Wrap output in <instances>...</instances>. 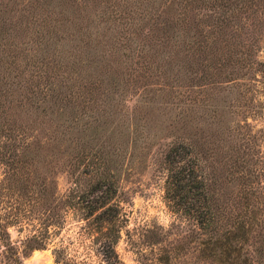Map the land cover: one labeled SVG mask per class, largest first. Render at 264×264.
Segmentation results:
<instances>
[{"label": "rangeland", "instance_id": "1", "mask_svg": "<svg viewBox=\"0 0 264 264\" xmlns=\"http://www.w3.org/2000/svg\"><path fill=\"white\" fill-rule=\"evenodd\" d=\"M31 1H45L47 10L57 2L28 0V4ZM26 2L0 0V14L20 13V21H30L31 27V18L23 9ZM62 3L78 25L85 27L99 59L95 68H88L93 73L90 80L84 81L75 74L60 73L69 67V59L62 45L51 44L59 50L55 58L63 69L56 68L62 75L49 79L67 76L65 84H73L80 95L75 101L78 108L84 101L93 113L104 110L110 126H116L120 134L114 137L115 147L109 153L114 167L111 162L109 169H114L118 187L122 222L115 250L122 262L164 264L163 256L168 255L169 264H217L201 256L206 234L164 198V154L171 145L181 143L189 147L202 169L208 202L217 217V233L243 225L249 237L244 250L251 264H264V255L255 252L261 244L264 247V0L237 2L241 8L228 12L225 24L219 21L223 19L221 9L210 1L177 9L171 0ZM163 18L169 21L168 27ZM69 25L63 22L60 27ZM175 29L178 38L172 36ZM184 34L188 38L183 42ZM80 52L77 49L74 55ZM6 115L21 128L20 144L28 141L44 146L41 153L45 154L47 176L53 180L49 186L56 194L41 209L53 221L62 219L58 199L72 179V152L63 151V144L48 151L46 123L37 121L33 126L34 116H28L24 104L8 108ZM1 171L0 167V180ZM31 199L13 197L10 210L22 214ZM9 203H0V215L9 211ZM28 216L7 227L20 264H53L52 250L58 247H64L75 260L100 264L71 212L59 228H49L43 248L23 254L22 240L37 223L33 210ZM5 262L0 254V264Z\"/></svg>", "mask_w": 264, "mask_h": 264}, {"label": "trees", "instance_id": "2", "mask_svg": "<svg viewBox=\"0 0 264 264\" xmlns=\"http://www.w3.org/2000/svg\"><path fill=\"white\" fill-rule=\"evenodd\" d=\"M171 1L174 9L187 8L186 4L195 2L210 1L212 5L216 2L223 16L219 20L222 24H225L228 12L231 14L240 7L236 6L237 2L242 4V0ZM43 2L45 5L33 1L28 4L27 0L23 6L31 18V27H28L30 21H20V13L8 17L0 14V203H9L13 197L18 200V196L32 198L22 214L10 210L12 204L9 203V211L0 215V254L6 260L5 264L9 261L20 264L17 251L8 239L7 227L30 217L32 210L37 223L32 225V233L22 240L23 254L34 248H43L50 235L49 228H59L66 214L71 212L88 237L100 264H124L115 250L122 217L116 199L118 187L114 169H109L111 162L114 167L109 154L115 147L114 137L120 134H116V126H110L112 122L104 110L93 113L84 101L78 108L75 101L80 95L73 90V84H65L67 76L58 81L49 79L57 74L61 76L60 73L65 71L89 81L93 73L88 68L91 65L95 68L99 59L94 56L97 46L87 40L89 34L83 31L85 27L78 25L73 12L65 8L62 0H57L56 6L49 10ZM163 21L168 27L169 21L164 18ZM63 22H69L71 28L61 29ZM172 36L178 38L179 31L175 29ZM185 37L188 38L184 34L183 42ZM27 43L34 45L26 49ZM54 43L62 45L61 49L67 53L68 68L63 69V64L55 58L59 50L51 46ZM77 49H81V55H74ZM98 55L102 58L99 51ZM56 68L63 70L57 73ZM84 83H78L77 87ZM22 103L28 116H34L31 119L33 126L37 121L46 123L50 132L46 137H50L46 149L52 152L63 144V151L73 154L70 185L58 199L62 208V219L58 221L45 216L46 212L41 209L45 203L52 202L51 197L56 194L49 186L53 180L47 176L45 154L41 153L44 146L28 141L20 144L21 128L14 125L13 119L9 122L6 115L8 108L23 107ZM190 152L189 147L181 143L171 145L165 152L164 198L175 211L190 217L206 234L200 249L203 258L217 264H251L247 249L244 250L249 237L243 225L237 224L233 231L217 233V217L208 202L202 169ZM263 249L261 244L255 252L263 256ZM52 254L53 264H88L83 259L68 257L64 247L54 248ZM162 262L169 264L168 255L163 256Z\"/></svg>", "mask_w": 264, "mask_h": 264}, {"label": "bare ground", "instance_id": "3", "mask_svg": "<svg viewBox=\"0 0 264 264\" xmlns=\"http://www.w3.org/2000/svg\"><path fill=\"white\" fill-rule=\"evenodd\" d=\"M31 264H35V263L33 262V263H31Z\"/></svg>", "mask_w": 264, "mask_h": 264}]
</instances>
